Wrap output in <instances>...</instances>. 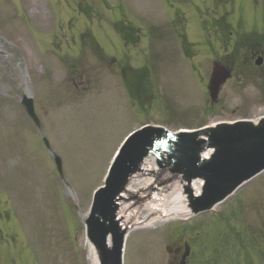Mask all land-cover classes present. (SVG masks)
Instances as JSON below:
<instances>
[{"label": "rangeland", "instance_id": "obj_1", "mask_svg": "<svg viewBox=\"0 0 264 264\" xmlns=\"http://www.w3.org/2000/svg\"><path fill=\"white\" fill-rule=\"evenodd\" d=\"M214 1L0 0V264H90L84 215L137 126L193 129L264 115V63L241 62L239 47L225 58L234 70L211 103L213 59L231 54L234 43L223 49L203 28ZM225 1L233 2L226 10L234 30L264 34V0ZM177 9L187 19L175 29ZM129 22L139 28L136 44L117 28ZM180 31L192 43L188 53ZM125 57L138 68L128 75L141 78L136 100L121 71ZM24 94L34 99L40 128L21 104ZM238 191L187 225L154 219L132 231L124 264H169L166 247L182 240L194 242L189 264H264V173Z\"/></svg>", "mask_w": 264, "mask_h": 264}, {"label": "water", "instance_id": "obj_2", "mask_svg": "<svg viewBox=\"0 0 264 264\" xmlns=\"http://www.w3.org/2000/svg\"><path fill=\"white\" fill-rule=\"evenodd\" d=\"M227 78L228 72L216 66L209 86L213 101ZM22 103L40 126L32 98L24 96ZM46 144L49 146L48 141ZM208 150L212 152L210 158H202L203 152ZM148 157H154L160 166L153 173H146L143 168ZM55 160L62 174V160L57 155ZM166 169L173 173L169 174L173 179L166 181L163 177L168 175ZM263 169L264 117L258 122L220 123L192 132L173 133L154 126L137 130L124 143L105 186L96 191L91 210L85 218L87 238L94 247L99 264H123L125 239L131 227L122 226L117 220L119 198L123 193H131L139 208L144 205V200L134 191H128V186L137 178L153 176V185L168 187L164 191L168 201L176 193L172 185L180 181L190 212L197 214L210 210ZM197 178L204 181L202 193L198 196L194 195L191 187ZM132 226L135 227L136 222Z\"/></svg>", "mask_w": 264, "mask_h": 264}, {"label": "bare ground", "instance_id": "obj_3", "mask_svg": "<svg viewBox=\"0 0 264 264\" xmlns=\"http://www.w3.org/2000/svg\"><path fill=\"white\" fill-rule=\"evenodd\" d=\"M60 76V71L56 69L55 77L58 79ZM25 82V81H24ZM26 83V82H25ZM95 102L97 97L94 96L93 99ZM144 170L146 173H153L154 171L158 170L156 167V162L153 157H150L145 160L144 162ZM149 176V175H148ZM152 177V176H151ZM155 178H144L141 180L136 181L133 185H129L128 191H134L139 198L145 201V205L143 206V213L142 216L139 217V210L138 205H136V201L132 198L131 193H123L119 198L120 203V210L117 215V220L122 226L132 225V223L142 222L144 218L148 220L154 219L162 220L166 217H170L174 213L177 215L182 214L188 210L185 204V200L181 199L184 197L182 195V185L177 182L176 184L172 185L173 191L178 192L173 199L167 200L166 193L164 192L167 188H163L160 185H153ZM193 189L195 193H199L201 190V181L196 180L192 183ZM144 216V217H143ZM166 216L165 218H162ZM154 220V221H156ZM86 248L88 251V260L90 264H98L97 255L92 247V245L86 241Z\"/></svg>", "mask_w": 264, "mask_h": 264}, {"label": "flooded vegetation", "instance_id": "obj_4", "mask_svg": "<svg viewBox=\"0 0 264 264\" xmlns=\"http://www.w3.org/2000/svg\"><path fill=\"white\" fill-rule=\"evenodd\" d=\"M244 28L241 25H238V27L233 30L230 29V24L227 22L226 18H220V19H215L214 17L211 19V25L209 28V34L211 35V37L216 38V37H224L227 34L229 36H235L237 42L240 41H245L247 40H253L256 44V50L252 51L253 55L252 56H262L263 57V62H264V44L260 43L258 44V40L260 38L261 35H258L254 32H247L245 30H243ZM259 37V38H258ZM252 44V45H255ZM126 67H123V70H125ZM174 247H181V250L179 252L176 253V251H173L172 256H173V260L174 261H179L182 258V255L184 254L185 250L184 248L181 246V244H174ZM192 247V246H191ZM192 256V248H191V253L189 256V260Z\"/></svg>", "mask_w": 264, "mask_h": 264}]
</instances>
